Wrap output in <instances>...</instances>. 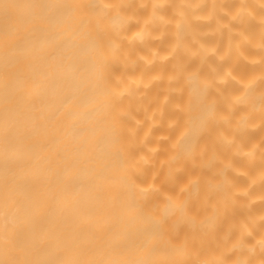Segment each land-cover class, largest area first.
<instances>
[{"label":"bare ground","instance_id":"1","mask_svg":"<svg viewBox=\"0 0 264 264\" xmlns=\"http://www.w3.org/2000/svg\"><path fill=\"white\" fill-rule=\"evenodd\" d=\"M0 264H264V0H0Z\"/></svg>","mask_w":264,"mask_h":264}]
</instances>
